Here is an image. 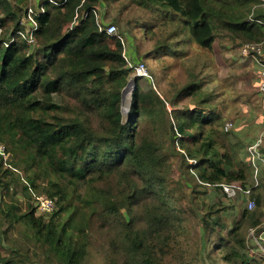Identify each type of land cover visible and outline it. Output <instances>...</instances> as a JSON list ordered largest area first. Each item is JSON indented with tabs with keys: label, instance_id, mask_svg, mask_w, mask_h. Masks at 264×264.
I'll list each match as a JSON object with an SVG mask.
<instances>
[{
	"label": "trees",
	"instance_id": "trees-1",
	"mask_svg": "<svg viewBox=\"0 0 264 264\" xmlns=\"http://www.w3.org/2000/svg\"><path fill=\"white\" fill-rule=\"evenodd\" d=\"M63 1L36 5L43 12L34 16L29 44L19 32L31 0H0V143L9 157L0 154V225L7 224L0 227V264H88L95 246L106 247L112 264L216 263L214 251L224 264H264L248 240L264 219V167L256 161L254 186L247 152L254 125L236 120L237 128L224 130L197 72L162 95L134 75L123 113L122 88L132 69L119 33L99 29L101 0ZM134 1L154 14L145 34L157 59L180 56L189 43L213 49L217 38L239 46L264 39V0ZM75 14L79 24L69 29ZM160 27H168L165 36L158 37ZM185 98L192 107L178 106ZM167 143L195 193L213 187L226 195L221 184L237 183L250 189L255 207L229 226L222 212L231 206L188 200L172 180ZM19 178L29 198L37 191L54 200V209L38 215L30 200L24 208L15 204L11 187ZM188 218L199 225L198 247L171 260ZM18 225L23 247L9 235Z\"/></svg>",
	"mask_w": 264,
	"mask_h": 264
},
{
	"label": "rangeland",
	"instance_id": "rangeland-1",
	"mask_svg": "<svg viewBox=\"0 0 264 264\" xmlns=\"http://www.w3.org/2000/svg\"><path fill=\"white\" fill-rule=\"evenodd\" d=\"M40 1L31 0L30 5L34 8L36 7L35 4ZM105 3H108V5ZM100 11L99 17L101 22L103 24L112 23L115 25L117 32L122 38L125 54L132 63H142L146 66L150 77L145 78H148L151 85L161 95L167 92L172 93L174 90L180 88L188 82L191 73L197 72L200 79L202 78V94L206 93L211 96V102L223 116L224 123L231 121L234 127L237 128L234 122L237 120L239 123V121L241 122V120L249 116L251 119L249 121L250 124L242 125L245 128L248 125H254L249 135H252L255 140L261 136L262 142L259 149L263 160L260 161H262V166L264 167V157L262 155L264 150V96L257 88L259 78L258 68L252 62L241 57L239 53V41L234 42L227 37L217 38L215 39L213 49L201 48L196 44L189 43L184 48V54L170 56L168 53H164L165 55L157 59L154 51L151 49L152 41H148L145 34L146 25L154 21L152 11L139 5L134 0H101ZM114 16L115 18L117 17V21L115 22L111 18ZM168 31V27H160L156 33L158 32V37H160L161 33L165 36ZM146 52L148 53L147 56H145ZM133 76L132 71L129 80ZM128 95L122 105L123 108L128 105ZM189 98L181 100L178 106L181 107L188 103L192 107L193 99L190 100ZM167 106L168 110L171 111L170 105L167 104ZM123 113L125 112L123 111ZM168 117L171 121L175 120L173 112ZM245 121L243 122L246 123ZM166 150L170 153L174 166L172 180L173 182L176 181L182 184V189H184L188 200L193 198L194 202H223V205L233 208L231 211L226 210L222 212V217L226 220L227 224L230 226L235 221H242L243 217L241 214L246 208V196L239 197L236 195L235 197H228L213 187L207 189L205 193H195L192 185L188 182L185 166L181 164L180 156L172 152L170 143H167ZM4 160L9 162V157L7 156ZM17 172H19V176H22L20 170ZM21 180L19 178L12 185L11 192L14 193L13 200L15 204L24 208L28 200L33 203L34 196H37L38 193H36L37 191H33L32 197L29 198L27 193L22 189ZM1 224L2 226L0 225V227L2 229L6 228V223L1 222ZM22 229L23 227L18 225L16 229L9 233L10 236L16 238V245L21 247L24 245L23 236L20 233ZM263 230L264 219L258 230H254L252 235L251 229L248 231V240L256 247V251L259 253H262V251L256 243L255 238H260V236L264 238ZM199 235V225L193 218H188L183 223V228L172 244V250L168 258L175 261L180 252L185 256H191L198 247L197 240ZM260 240L262 241L260 245L264 247V240ZM215 254L216 252L214 251V258L216 257L217 259L216 263H212V261L205 258L203 259V264H224L219 262L218 256ZM88 264H112L107 255L106 247H92L88 256Z\"/></svg>",
	"mask_w": 264,
	"mask_h": 264
},
{
	"label": "built area",
	"instance_id": "built-area-1",
	"mask_svg": "<svg viewBox=\"0 0 264 264\" xmlns=\"http://www.w3.org/2000/svg\"><path fill=\"white\" fill-rule=\"evenodd\" d=\"M48 1L52 2L54 4H59V3L64 2L63 0L62 1H60V0H48ZM41 12H43V8L41 6L33 8L32 5H29L27 7L25 15L21 19V24H22L23 30H21L19 33L23 36V38L26 39V41L29 44L34 43L33 31L35 30V28L37 26V23H36L34 16L37 14H40ZM249 19L253 20L251 17H249ZM255 21L258 23H261L260 20H255ZM78 24H79V17L77 14H75L73 19L70 21L68 28L72 29L75 26H77ZM98 25H99V29L104 30L107 34H110V35L118 34L115 25L112 23H108L106 25L98 23ZM119 38L122 42L121 36H119ZM239 53H240L242 58L252 62L258 68L259 78H258L257 88H258V91L264 96V39L261 41H258V42H243V43H241V45L239 46ZM122 56L126 59L128 67L132 69L133 75L150 77V75L147 71V68L144 64L132 63L131 60L125 54L124 50L122 52ZM133 88H134V86H133ZM130 96H131V94H130ZM231 127H232V122L227 121L224 125V130L227 131ZM261 142H262V138H261V136H259L247 148V152L249 153L250 160L254 166V180H255L254 186L257 185L256 161L257 160H263V158L261 156L260 149H259ZM0 154H2L4 156L3 157L4 159H6L7 156L5 155V146L2 143H0ZM189 162L191 164H195L194 160H189ZM221 187L223 189V192L228 197H235L236 195H238L239 192H241L244 196H246L245 206H246L247 210H252L255 207V201L252 197H250V189H243L237 183H231V184L222 183ZM33 203L35 206V212L38 215L47 214V213L51 212L55 207L54 200L49 198L46 195H43V194H38L37 196H34ZM252 230L253 229H251V235L254 232V230L253 231ZM262 233L264 235V230L262 231ZM260 239L264 240V238L260 236V238L259 237L255 238V241L260 246L262 254L264 256V247H262L260 245L261 244L260 242H262Z\"/></svg>",
	"mask_w": 264,
	"mask_h": 264
},
{
	"label": "water",
	"instance_id": "water-1",
	"mask_svg": "<svg viewBox=\"0 0 264 264\" xmlns=\"http://www.w3.org/2000/svg\"><path fill=\"white\" fill-rule=\"evenodd\" d=\"M135 78H132L131 80H129L128 82H127V84L122 88V96H121V99H122V104H124V102H125V100H126V97H127V95H128V99H129V101H130V98H131V96H130V94L132 93V90H133V86H134V84H135ZM127 94V95H126ZM127 99V100H128ZM128 105H129V102H128ZM128 105H127V107H125V108H123L122 107V111H124V112H127L128 111Z\"/></svg>",
	"mask_w": 264,
	"mask_h": 264
},
{
	"label": "crops",
	"instance_id": "crops-1",
	"mask_svg": "<svg viewBox=\"0 0 264 264\" xmlns=\"http://www.w3.org/2000/svg\"><path fill=\"white\" fill-rule=\"evenodd\" d=\"M41 1H42V0H41ZM41 1H40V2H41ZM40 2H38V3L35 4V5H38ZM146 53H147V52H146ZM245 118L247 119L246 121H248V122L251 120V119L249 118V116H248V117H245ZM245 118H244V120H241V122L239 121L238 124H240V125L243 124V123H244L243 121H245Z\"/></svg>",
	"mask_w": 264,
	"mask_h": 264
},
{
	"label": "bare ground",
	"instance_id": "bare-ground-1",
	"mask_svg": "<svg viewBox=\"0 0 264 264\" xmlns=\"http://www.w3.org/2000/svg\"><path fill=\"white\" fill-rule=\"evenodd\" d=\"M127 95V94H126Z\"/></svg>",
	"mask_w": 264,
	"mask_h": 264
}]
</instances>
